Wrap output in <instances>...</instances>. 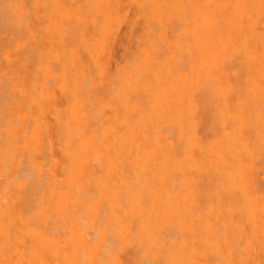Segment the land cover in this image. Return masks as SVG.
I'll list each match as a JSON object with an SVG mask.
<instances>
[{"label":"bare ground","instance_id":"1","mask_svg":"<svg viewBox=\"0 0 264 264\" xmlns=\"http://www.w3.org/2000/svg\"><path fill=\"white\" fill-rule=\"evenodd\" d=\"M27 1L0 35V264H264V0H129L113 71L123 0Z\"/></svg>","mask_w":264,"mask_h":264},{"label":"rangeland","instance_id":"2","mask_svg":"<svg viewBox=\"0 0 264 264\" xmlns=\"http://www.w3.org/2000/svg\"><path fill=\"white\" fill-rule=\"evenodd\" d=\"M123 2L124 4L122 6V9L124 8L125 13H124V17L122 16V20L118 28L119 33L117 36L118 40L115 43V56H114V59L110 63V70L112 71L117 65L118 66L123 65L125 62H127V60L131 58L133 52L136 50L137 40L140 37L139 32L137 33V31H134L135 34H133L132 37H129L126 21L128 18L132 17L134 8H133V5L129 2V0L128 1L123 0ZM31 4L32 3L30 2V0H28L27 5L31 7ZM6 18L7 17H6V11H5V0H0V23H1L0 35L2 31H4V29L9 31V29L6 27ZM126 55L128 57H126ZM90 106H94L95 108H98L95 95H92V102H90ZM49 119H51L50 121H53V119L50 116H49Z\"/></svg>","mask_w":264,"mask_h":264}]
</instances>
